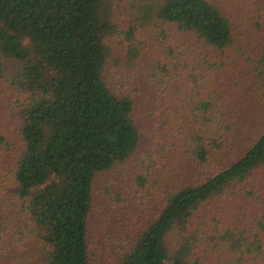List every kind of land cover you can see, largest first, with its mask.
Returning <instances> with one entry per match:
<instances>
[{
    "label": "trees",
    "instance_id": "obj_1",
    "mask_svg": "<svg viewBox=\"0 0 264 264\" xmlns=\"http://www.w3.org/2000/svg\"><path fill=\"white\" fill-rule=\"evenodd\" d=\"M144 1V30L174 28L146 57L160 103L145 132L169 177L149 181L141 160L136 185L163 195L155 214L127 224L120 186L112 232L93 236L97 178L146 138L138 98L112 71L115 25L103 0H0V79L21 122L9 136L0 115V264H96L107 237L111 264H264L261 15L252 0Z\"/></svg>",
    "mask_w": 264,
    "mask_h": 264
},
{
    "label": "rangeland",
    "instance_id": "obj_2",
    "mask_svg": "<svg viewBox=\"0 0 264 264\" xmlns=\"http://www.w3.org/2000/svg\"><path fill=\"white\" fill-rule=\"evenodd\" d=\"M252 2L255 4L249 7V10L253 11L254 14L260 13V19L264 26V0H252ZM103 3L104 15L115 25L108 35V42L113 53L111 59L115 58L112 61L114 65L112 71L121 73L119 76L120 85L125 89H129L138 98V110H143L144 112V114H140V119L142 120V133L146 135V138H142L141 149L130 160L117 164L112 170L103 173L97 178L94 191V205L92 207L93 216L90 222V232L93 236L100 234L103 228L108 230L106 226L112 217L110 205L119 201L118 196L120 194H118V188L120 186L123 187L121 193L123 198L131 194L133 197V204H130L132 206L131 211L128 210L129 215L125 217L127 224L131 220L136 226L145 224L155 214L156 208L163 199V195L155 193L151 189L150 183L145 188H139L136 185V173L139 171L141 160L145 161L144 167H147V172L150 173L148 175L150 176L149 181L159 182L164 179L167 181L169 177L163 159L156 154L160 151L159 148H156L155 142L150 140L148 134L145 132L148 128H153L152 123L154 122L148 109L158 106L160 103L158 99H154L156 92L152 89L151 78L147 68L150 61L146 57L153 58L154 52L151 51L152 48L156 49L155 59L159 57L158 46L160 45L164 48L171 42L168 30L174 28H171L168 24L165 25L164 23L157 22L155 25L164 26L144 30V27H141V25H149L148 23L145 24L142 20V14L139 13V9L145 3L144 0H103ZM233 23L234 28L238 29L240 22L234 20ZM132 28H134V33L132 35L128 34ZM238 33L236 31L237 42L240 41ZM235 47L238 48L239 46L236 45ZM130 59L134 65L130 69H127L126 62ZM8 66V63H6V67ZM147 97L149 98L147 99ZM14 99L15 93L10 90L9 83L4 79H0V105H3L0 108V115L5 117L4 124L10 133L9 136H17L21 127L18 115L19 110L14 104ZM146 99L150 102L149 104L146 103ZM150 151L154 153V156L151 158ZM137 188H139V192H136ZM125 204L126 202L121 205ZM122 213L125 215L126 211ZM102 221L106 223L105 226H102ZM127 224H121V228H126ZM108 232L112 231L108 230ZM92 240L94 241L96 238H92ZM106 240L109 241L107 253L110 254H108V257L105 256L106 258L95 257L96 264H111L113 260L112 243L115 242L109 237L103 239L102 242Z\"/></svg>",
    "mask_w": 264,
    "mask_h": 264
}]
</instances>
